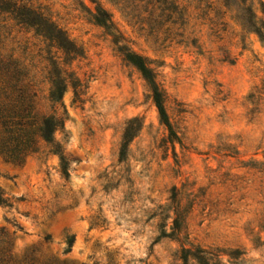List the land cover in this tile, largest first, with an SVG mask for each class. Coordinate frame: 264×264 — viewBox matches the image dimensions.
I'll list each match as a JSON object with an SVG mask.
<instances>
[{"label":"rangeland","instance_id":"374dc122","mask_svg":"<svg viewBox=\"0 0 264 264\" xmlns=\"http://www.w3.org/2000/svg\"><path fill=\"white\" fill-rule=\"evenodd\" d=\"M23 1L84 55L68 61L0 15V58L23 69L40 115L49 72L68 82L54 140L69 172L46 144L21 164L0 156V250L35 264H264V0ZM123 46L153 70L177 140Z\"/></svg>","mask_w":264,"mask_h":264},{"label":"trees","instance_id":"16d2710c","mask_svg":"<svg viewBox=\"0 0 264 264\" xmlns=\"http://www.w3.org/2000/svg\"><path fill=\"white\" fill-rule=\"evenodd\" d=\"M0 15L13 20L22 28L33 30L36 35L49 41L50 46L61 51L68 61L84 55V49L72 41L66 31L52 21L51 17L41 8L33 7L23 0H0ZM94 20L107 30L114 26L107 12H98ZM255 32L264 38L262 30L256 28ZM118 38L114 35V40ZM120 51L124 59L137 67L150 84L161 120L168 127L171 140H177L178 136L169 122L165 100L159 90L153 70L140 55L125 46L120 47ZM49 74L52 82L49 101L53 112L40 115L35 102L37 93L32 91L23 69L11 60L0 58V156L8 161L21 164L28 156L39 152L42 144H46L53 147L51 152L60 155L63 172L68 176V163L64 159L61 146L56 145L54 140L55 133L64 128L67 119L63 93L68 87V82L60 77L57 68H53ZM77 86L78 81L73 82L74 89ZM126 137L129 138V133ZM5 202L3 194L0 193V203ZM178 227L175 221V228ZM73 242L74 238H71L69 246H72ZM9 251L8 247L0 250V264H35L28 257L23 261H15ZM203 263L209 264L204 260Z\"/></svg>","mask_w":264,"mask_h":264}]
</instances>
